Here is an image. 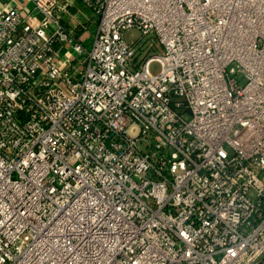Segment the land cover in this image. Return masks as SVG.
<instances>
[{"label": "built area", "instance_id": "1", "mask_svg": "<svg viewBox=\"0 0 264 264\" xmlns=\"http://www.w3.org/2000/svg\"><path fill=\"white\" fill-rule=\"evenodd\" d=\"M32 1L0 9V264H264V0H81L89 44Z\"/></svg>", "mask_w": 264, "mask_h": 264}, {"label": "crops", "instance_id": "2", "mask_svg": "<svg viewBox=\"0 0 264 264\" xmlns=\"http://www.w3.org/2000/svg\"><path fill=\"white\" fill-rule=\"evenodd\" d=\"M24 6L33 9L32 0H0V9L11 6ZM60 17L62 22L71 29L74 34L89 44L96 31L98 18L94 11L86 6L81 0H60Z\"/></svg>", "mask_w": 264, "mask_h": 264}, {"label": "rangeland", "instance_id": "3", "mask_svg": "<svg viewBox=\"0 0 264 264\" xmlns=\"http://www.w3.org/2000/svg\"><path fill=\"white\" fill-rule=\"evenodd\" d=\"M130 33H133V35H131ZM140 36V32L136 31L135 29H132V30H129L126 32V37L127 39L130 41V42H133L135 41V39L137 37ZM142 42L147 44L148 42H150L152 39H154V37L152 35H148V36H145L142 38ZM156 42V38L154 40ZM144 46L143 48L141 49V52L144 51ZM154 50H156L157 52H161L162 51V46L161 45H157V48H155ZM153 49L150 50V53L154 51ZM160 62L157 61V60H153L151 63H150V70L153 72V73H157L159 70H160ZM136 129H133L132 132H135Z\"/></svg>", "mask_w": 264, "mask_h": 264}]
</instances>
